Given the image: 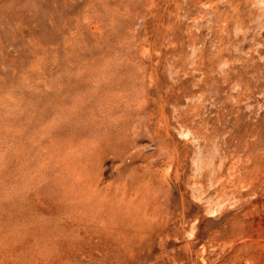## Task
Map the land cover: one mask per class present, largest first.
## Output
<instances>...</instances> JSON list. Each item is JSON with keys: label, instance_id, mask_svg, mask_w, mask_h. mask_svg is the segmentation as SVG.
<instances>
[{"label": "rangeland", "instance_id": "obj_1", "mask_svg": "<svg viewBox=\"0 0 264 264\" xmlns=\"http://www.w3.org/2000/svg\"><path fill=\"white\" fill-rule=\"evenodd\" d=\"M0 264H264V0H0Z\"/></svg>", "mask_w": 264, "mask_h": 264}]
</instances>
